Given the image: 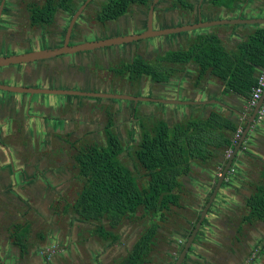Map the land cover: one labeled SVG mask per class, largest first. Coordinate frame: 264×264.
Masks as SVG:
<instances>
[{
    "label": "crops",
    "instance_id": "1",
    "mask_svg": "<svg viewBox=\"0 0 264 264\" xmlns=\"http://www.w3.org/2000/svg\"><path fill=\"white\" fill-rule=\"evenodd\" d=\"M39 1H42V4L45 2V0ZM71 1L72 8L78 9L86 0ZM107 1L91 0L89 2L75 21L71 44L137 34L145 29L148 10L147 7L137 5L131 6L125 15L116 20L104 23L96 21L97 14ZM174 1L159 0L157 2L153 16L155 30L197 23L199 6L203 22L238 17L264 18V0H236L231 10L224 7H212L207 0H187L194 5L192 13L173 7ZM27 4L25 2V11H22L19 7L22 5L21 0H5L2 9L4 16L9 15V18L15 22L21 17L27 19L28 37H31L32 31L37 33L33 42L27 44V52L52 49L61 45L74 13L70 14L59 9L54 15L52 24L33 29L28 23L30 15ZM107 27H111V30L106 31ZM258 27H264V25H219L156 37L157 41L153 43L156 47L153 58L167 51L185 49L197 36L210 33L217 34L226 49L233 50ZM162 47L163 50L160 51ZM127 50H129L128 45H122L115 49L102 48L27 64V79H29L27 86L100 92L105 89L101 88L100 84L113 86L112 79L105 84L100 82L98 76H93L92 72H96L97 67L101 66L109 70L113 66H110L112 58H116L119 52H127ZM14 68L13 75L0 77V82L20 86L21 82L16 80L23 76V69ZM178 69L181 72L175 74L167 83H155L149 80L148 84L143 85L147 90L156 91L155 97L158 99H178L191 104L160 105L158 103L159 105L154 109L148 108L147 105H140L142 118L151 116L153 113L149 115L147 113L152 110L162 116L159 119L173 125L193 118H206L211 112H218L231 122L244 126L243 130L248 126V118L253 111L249 99L233 92L224 93L223 83L209 73L198 87H194L196 72L193 63L178 66ZM259 71L260 69L255 76ZM0 98H3L0 101V123L2 118H5L4 123H9L12 120L21 121L24 116L27 118V129L35 132L41 140L49 141L39 142L37 146L33 144L28 146L35 150L34 160L30 165L24 161L28 148L24 141L22 143L20 140L16 141L17 143L9 146L7 150L0 147V151L4 150L6 153L5 159L0 157V166L8 167L0 173V188L8 184L7 189L13 190L16 193L15 196L21 197L11 198L13 203H10L9 196L5 194L0 196V264H123L145 227L143 221H125L114 230L107 227L106 230L113 232L115 236V240H111L96 236L95 224L79 219L72 213L70 207L27 208V194L40 196L41 199L46 195L45 191L35 188V181L42 184L44 190L51 188L52 192L57 193L53 191L58 186L55 185L58 182L57 178L67 175V173L62 174L65 172L64 169L48 170L45 167L47 161L43 159V156L54 161L59 154L58 148H62L66 154L69 152L65 145L60 147L51 142L52 134H61L73 129H77V131L74 130L77 134L85 130L89 132L90 125L94 126L89 118L93 117L95 112H90L86 106L88 103H95L96 100L68 99L69 97L46 94H15L4 91H0ZM80 103L83 106H80ZM122 108H125V104L120 103L118 111L120 115L127 110L125 108L121 113ZM61 111L64 112L63 116L58 117ZM66 112L68 116L64 115ZM165 114L168 119H165ZM81 117L85 120L82 121ZM138 123H140L139 119ZM131 124L135 125L134 122ZM13 147L20 148L21 164H18L20 161L15 157ZM59 155L64 158L61 153ZM9 158H11L10 162ZM9 163H12V166ZM224 163L225 156L222 152L217 153L209 166L192 163L193 173L182 178L184 185L182 193L185 189L189 191L195 198L194 202H197L196 207H173L168 221L158 229L151 251L137 264H175L204 208L200 206L203 201L205 204L206 199L208 200L211 195L214 189L212 185L222 169L218 170L222 165L224 166ZM232 166L235 169L234 174L228 181H223L182 264H264V221L257 220L251 223L243 221L246 215L245 200L255 193L256 187L264 185V120L258 124L252 123ZM4 175L5 177L2 178ZM37 175L39 178L35 180ZM17 200L18 202L15 203ZM27 210H30L28 216ZM30 212L34 213L35 218L30 217ZM27 220L31 227L28 248L26 240V248L21 250L11 234L16 225Z\"/></svg>",
    "mask_w": 264,
    "mask_h": 264
},
{
    "label": "trees",
    "instance_id": "2",
    "mask_svg": "<svg viewBox=\"0 0 264 264\" xmlns=\"http://www.w3.org/2000/svg\"><path fill=\"white\" fill-rule=\"evenodd\" d=\"M212 7L234 8L236 0H207ZM149 0H108L96 16L107 22L125 15L131 6L147 7ZM71 0H45L42 6L28 7L29 25L45 27L53 23L57 10L76 12ZM173 7L192 13L194 5L187 0H175ZM193 63L196 77L194 87L209 73L219 79L224 93H236L250 98L256 84V72L264 67V27H258L233 50L223 45L217 34H201L185 49L167 51L148 61L136 56L117 68V75L128 80L146 77L155 83H167L181 72L178 66ZM104 130V145H84L74 155L76 180L80 190L68 201V195L59 198L58 204L70 207L83 221L95 224L94 234L103 239L115 240L113 232L125 221L144 222L131 252L123 264H137L151 251L154 238L162 224L168 221L173 207H181L182 178L193 173L192 163L209 166L218 152L225 156L237 142L235 134L244 126L231 122L218 112L206 118L189 119L169 125L162 119L150 124L140 121V139L135 146H124L114 132L113 116L108 112ZM130 160L131 167L122 162V155ZM226 163V159H225ZM224 163V165H225ZM223 165L219 168L223 169ZM248 223L264 221V185L245 200ZM16 245L25 250L30 237V223L24 222L12 229Z\"/></svg>",
    "mask_w": 264,
    "mask_h": 264
},
{
    "label": "rangeland",
    "instance_id": "3",
    "mask_svg": "<svg viewBox=\"0 0 264 264\" xmlns=\"http://www.w3.org/2000/svg\"><path fill=\"white\" fill-rule=\"evenodd\" d=\"M1 1V0H0ZM22 1V5H19L20 10L25 11L24 10V6H25V2L29 4V2H33L34 4H42V1L39 0H21ZM3 11V10H2ZM3 12L1 13L0 16V56H9L12 54H22L27 52V44L29 42H33V38L35 37V32H31L32 34L30 35L31 37H28L29 35H27V19H23L22 17L20 18V20H17L16 22L13 21V19L9 18V15L4 16ZM111 27H107L106 31H110ZM154 39V40H153ZM152 40H144V41H140L139 43L136 42L135 46L134 44H132L131 46H129V50H127V52H119V54L117 55L116 58H112V63H110V75L113 77L112 78V84L113 86H105L103 84H100L101 88H105L102 89L99 93H108V94H120V95H129V96H134V97H150V98H157L155 97L156 91H153L151 89H146L145 85L143 84H148L146 77H142L143 81L142 84L139 85V83H134V86L130 85V82L128 83V81L126 80L125 77L122 78H118L117 76L114 77V75H112V73L116 74V70L117 67H121V64H117L118 59L121 61H124L125 63L127 61L131 60V56H133L134 54H137L138 56H142L147 60H150L153 58V56L155 55L154 52L156 51V47L155 45H153V43L155 44L157 39L153 38ZM153 45V46H152ZM165 48V47H164ZM163 50V47L160 51ZM20 51V53L18 52ZM12 68H7V69H12V71L15 72V68H13L14 66H11ZM19 69H23L22 74L23 76L19 79H17L16 81L19 80V82H21L22 87H29V88H37V87H30L27 86V82L29 81V79H27V64L24 65H19L18 67ZM25 70V71H24ZM115 71V72H114ZM112 72V73H111ZM21 74V75H22ZM99 78L103 79L104 81H107L108 78H105L103 76V74H100ZM125 78V79H124ZM2 80V79H1ZM110 81H107L105 84H108ZM150 82V81H149ZM0 84H5L0 82ZM8 85V84H5ZM10 86V85H8ZM13 86V85H11ZM142 86V88L140 87ZM147 86V85H146ZM99 87V88H100ZM152 87V86H151ZM150 87V88H151ZM59 90H68V89H59ZM167 91V90H166ZM90 92H96L97 91H90ZM43 95V94H41ZM57 96H62V95H57ZM64 97H69L68 99H76V97L73 96H65ZM3 99V98H2ZM0 98V101L2 100ZM79 99H86V97H79ZM94 100H98L101 104H105V105H109L111 110H120V103L121 104H126V103H131L129 101H122V100H114V99H103V98H96ZM103 101V102H101ZM112 101V102H111ZM84 103V102H83ZM94 103V102H93ZM119 103V104H118ZM139 105H147L148 108L150 109H154L157 105H159L158 103H153V102H139ZM162 105V104H160ZM163 107V106H161ZM63 111L58 113V117H61V115L63 116ZM122 113V112H121ZM150 113H153L151 116H148L147 118H139V120H143V121H149V122H153L159 118H162L161 115H159V113H156V111L150 110L149 113H147V115H149ZM65 116H68L67 112L64 114ZM123 114H121L120 116H117L115 122L117 125V129H115V131L120 134L122 140L124 141V144H128V143H132V144H136L139 142L140 139V129L138 127V123H135V125H130V122L128 121V119L130 120V117L128 118H118L121 117ZM162 115H164V113H162ZM137 116V114H136ZM165 119H168L167 115L165 114ZM81 120L84 121L85 118L81 117ZM90 122L94 124V126L89 127L88 130H90L89 132L87 131H81V133L78 134L79 137H82L81 139H85L88 140L89 142L92 141H98V142H102L103 137H102V127L104 126L103 123L105 121V116L104 114H99L98 112L95 113V115L89 118ZM169 121V120H168ZM20 126V121L15 122L14 125H11V129L16 130L18 129ZM22 127V126H20ZM77 129H73V131ZM29 130H27V132H29ZM128 132H130V137L128 136ZM3 134H5V131L0 132V137L3 136ZM23 136V135H22ZM34 138H36L35 136H33ZM75 137V136H74ZM74 137L72 136L71 139H74ZM26 139V141L24 140V142L27 144V135L24 137ZM129 138V139H128ZM18 142V139H17ZM16 141H14V143H17ZM20 143H22V141L20 140ZM28 147V146H27ZM14 150V155L15 157L18 159V164H21L22 162V155H20V148H16L13 147ZM35 150H33V148L28 147L27 148V154H26V160H24L26 163L30 164L33 160H34V155L33 152ZM73 150H71L70 155L73 154ZM6 153L3 151H0V156L1 157H5ZM6 158V157H5ZM122 162L131 167V162L130 160L125 156V154L122 155L121 157ZM65 162L66 166L69 169V174H67V178L66 177H60L57 178L58 182L55 185H58L57 187L54 188V191L61 192L63 191V193H67L68 195V201H70L72 198H74V192L80 190L81 188V184L74 179L77 170L75 168H72V164L73 161L71 159V157H67L65 158ZM3 167L0 166V173L2 172ZM4 176H2V178H4ZM57 179H55L57 181ZM218 179V175L216 177V181L213 183L212 188H214L216 182ZM53 182V181H51ZM47 183H49L47 181ZM9 185L5 184L0 188V196L2 195H6L9 196V200L10 203L12 202L13 197L19 199L21 197L15 196L16 193L13 190H8L7 187ZM41 186H43L42 184L40 186H37L39 190L41 191H45L46 195L42 196V199L40 198V196H29L27 194V208L31 209V207H50V205L52 204V202L54 201L53 198L55 196V194L53 195L54 192H52V189H43V187L41 188ZM5 189V190H4ZM50 190V191H49ZM189 191H185L182 193V198H181V207H196L197 202L195 201V198L193 196H191L190 192L189 194L187 193ZM52 194V195H51ZM51 195V197H50ZM205 199V197H204ZM21 200V199H20ZM53 200V201H52ZM23 201V199H22ZM208 200L206 199V202ZM18 200L15 202L17 203ZM206 204V203H205ZM204 201L201 204L200 207H204ZM30 210H27V216H28V212ZM32 215V216H31ZM30 217L35 218L34 213L30 212Z\"/></svg>",
    "mask_w": 264,
    "mask_h": 264
},
{
    "label": "water",
    "instance_id": "4",
    "mask_svg": "<svg viewBox=\"0 0 264 264\" xmlns=\"http://www.w3.org/2000/svg\"><path fill=\"white\" fill-rule=\"evenodd\" d=\"M91 0H86L73 14L67 33L65 36L64 44L60 48L56 49H41V50H35L31 52H26L22 54H16L11 56H0V68L3 67H9L13 65H23V64H29L34 62L43 61L46 59L58 57L61 55H70V54H76L80 52H87V51H94L101 48L111 47V46H119V45H125L133 42H138L140 40H146L150 38L155 37H161L166 35H173V34H179L184 32H191L199 29H205L210 28L213 26H219V25H235V24H250V25H264V18L263 19H244L241 17H238L237 19H226V20H215L210 22H203L201 21V8L198 7V15H199V21L194 24H189L186 26H177L172 28H166V29H153V14L155 5L159 0H153L151 5L149 6L148 10V16H147V22H146V29L142 33L135 34V35H127L123 37L118 38H112V39H105L101 41H93V42H86L81 44H75L70 45L69 39L70 35L73 29V26L75 24V21L79 17V15L83 12L85 7L89 4ZM5 0H1L0 2V16L2 13V9L4 6ZM0 91L4 92H10L15 94H46V95H69V96H86L91 98H108V99H114V100H130L135 103L141 101V102H153V103H160V104H179V105H188L191 104L190 102L180 101L178 99H155V98H145V97H134L129 95H120V94H108V93H96V92H79V91H69V90H59V89H48V88H29V87H22V86H8L5 84H0ZM264 102V93L261 97V99L256 103L255 107L253 108L252 114L250 118H248V126L242 131L241 136L235 147L232 149V153L230 154V157L226 160V163L221 171V173L218 175L217 182L214 186V189L211 193V195L208 198V201L204 205V208L202 209L199 218L194 225L190 235L187 237L183 248L177 257V260L175 264H182L186 254L188 253L201 225L202 222L211 207L221 185L223 184L224 178L226 177V174L229 170V168L232 166L233 160L236 157L237 152L241 149L243 142L245 140L246 133L252 123L255 121L257 111L261 107V105Z\"/></svg>",
    "mask_w": 264,
    "mask_h": 264
},
{
    "label": "flooded vegetation",
    "instance_id": "5",
    "mask_svg": "<svg viewBox=\"0 0 264 264\" xmlns=\"http://www.w3.org/2000/svg\"><path fill=\"white\" fill-rule=\"evenodd\" d=\"M152 1L153 0H149V4H148V6H147V10H149V6L151 5V3H152ZM32 5H38V6H42V4L41 5H39V4H34V3H29V4H27L26 6H27V9H28V7H30V6H32ZM156 5H157V3H156ZM156 5H155V7H156ZM154 11H155V9H154ZM147 16H148V13H147ZM153 16H154V14H153ZM120 18V17H119ZM97 21V20H96ZM99 22V21H98ZM146 22H147V19H146ZM29 23V22H28ZM99 23H103V22H99ZM152 25H153V23H152ZM69 26V25H68ZM29 27H31L30 25H29ZM74 27V26H73ZM31 28H36V27H31ZM42 28V27H41ZM67 29H68V27H67ZM145 29H146V27H145ZM145 29L143 30V31H145ZM154 29V28H153ZM36 31V30H35ZM143 31H141L140 33H142ZM72 32H73V29H72ZM72 32H71V35H70V39H71V36H72ZM66 33H67V30L65 31V34H64V37H63V41H62V43H61V45H59V46H57V47H54V48H52V49H56V48H60V47H62L63 46V44H64V40H65V36H66ZM137 34H139V33H137ZM129 35H135V34H129ZM123 36H127V35H122V36H114V37H108V38H105V39H112V38H118V37H123ZM156 38V37H155ZM70 39H69V44L70 45H75V44H71L70 43ZM105 39H100V40H97V41H101V40H105ZM153 38H150V40H152ZM147 40V39H146ZM149 40V39H148ZM140 41H144V40H140ZM140 41H138V43L140 42ZM89 42H93V41H89ZM83 43H86V42H83ZM79 44H81V43H79ZM132 44H134V46H135V44H136V42H133V43H129V44H125V45H128V47L129 46H131ZM120 46H122V45H119V46H111V47H106V48H116V47H120ZM102 49V48H101ZM98 50V49H97ZM31 52V51H30ZM26 53V52H25ZM81 53V52H80ZM21 54V53H20ZM77 54V53H76ZM12 55H16V54H12ZM70 55H74V54H70ZM8 56V55H7ZM9 56H11V55H9ZM61 56H63V55H61ZM136 56H138L137 54H134L133 56H131V60L130 61H132ZM59 57V56H58ZM140 57H142V56H140ZM144 58V57H143ZM145 59V58H144ZM154 58H152V59H150V60H148V61H151V60H153ZM145 60H147V59H145ZM130 61H127L126 63H128V62H130ZM121 64V63H125L124 61H121L120 62V60L117 62V64ZM30 64V63H29ZM24 65V64H23ZM14 67H19V65H13ZM13 67V68H14ZM7 68H12L11 66H9V67H3V68H0V77H2V76H12L13 75V72L14 71H12V69H7ZM117 68H119V67H117ZM97 71L95 72H92L93 73V76H95V77H97L98 76V79L100 80V82H107V81H110L113 77L110 75V69L108 70V69H104V66H101V67H97V69H96ZM118 71V70H117ZM117 71L115 72L116 74H114V73H112V75H114V77H118V78H122V77H125L126 78V80L128 81V83L130 82V85L131 86H134V83H139V85L140 84H142V77L140 78V80H138V81H131V80H128V78H127V75L125 74V76H120V75H117ZM100 74H103V76L105 77V78H108V80L107 81H104L103 79H101V78H99V76H100ZM144 77V76H143ZM124 78V79H125ZM147 80H150V79H148V78H146ZM112 81V80H111ZM151 81V80H150ZM35 89H40V88H35ZM69 91H77V90H69ZM79 92H90V91H79ZM97 93H99V92H97ZM39 95V94H38ZM41 95V94H40ZM63 96V95H62ZM66 96V95H65ZM67 96H69V95H67ZM73 97H76V98H79V96H73ZM82 97H86V96H82ZM145 98H150V97H145ZM86 99H96V98H91V97H86ZM103 99H108V98H103ZM155 99H158V98H155ZM122 101H129V102H131V103H126L125 104V108H127V110H125V108H122L121 109V111L120 112H122V111H124V113H123V115L121 116V118H123V117H126V116H128V117H130V120L128 119V121L130 122V125H132L131 123H138V119L139 118H142L141 117V115H140V108H139V102H141V101H139V102H137V103H135V102H133V101H130V100H122ZM101 102H103V101H101ZM81 105L80 106H83V104L82 103H80ZM122 107H123V105H122ZM86 109L87 110H89L90 112H98L99 114H104V116H105V121H104V123H103V127H102V137H103V140H102V142H98V141H92V142H89L88 140H85V139H81L82 137H79L78 136V134H77V132L75 133V131H67V132H63V133H53L52 134V137H51V142L52 143H56V144H58V145H60V147L62 146V145H65L66 147H68V149H69V152L66 154V152H64V150H62V148H58V153L60 154H62L63 156H64V158L65 157H71V159H72V161H73V164H72V168H75L76 169V166H75V161H74V155H75V153H76V149H78L79 147H81V146H84V145H92V144H97V145H104L105 144V142H106V139H105V134H104V130H105V127H106V124H107V120H108V112H110V113H112V116H113V130H114V132L117 134V136L121 139V141L123 142V144H124V141L122 140V138H121V136H120V134H118L116 131H115V129H117V125H116V122H115V120H116V118H117V116L119 115L120 116V113L118 112V110H111V108H110V106L109 105H105V104H101L98 100L97 101H95V103H88L87 104V106H86ZM124 109V110H123ZM127 113H129V114H127ZM136 114H137V116H136ZM152 115V114H151ZM127 117V118H128ZM1 118V117H0ZM144 118H147V117H144ZM27 118L25 117L24 118V116H23V118L21 119V121H20V126H22V127H20L19 126V128L18 129H16V130H13V129H11V125H14V123H15V121L14 120H12V121H9V123L7 122V123H4L5 122V118H2L1 119V123H0V132L2 131V129H3V131H5V134H3V136L2 137H0V147H2L4 150H7V148L9 147V146H11L12 144H16V143H14V141H17V139L18 140H21V141H26V139L24 138L26 135H27V146H30V145H32L33 144V146H37V145H39V142L41 143V142H47L48 141V139H43V140H41V138L40 137H37L36 136V134H35V132H33L32 130H30L29 132H27V120H26ZM139 122H140V120H139ZM146 123H148V124H150L151 122H149V121H145ZM138 127H139V129H140V123H138ZM86 131V130H85ZM77 134V135H76ZM23 135V136H22ZM33 136H35L36 138H34ZM74 137V139H71V137ZM128 136L130 137V132H128ZM129 139V138H128ZM49 142V141H48ZM137 144V143H136ZM136 144H132V143H128V144H124V146H135ZM1 148V149H2ZM3 150V151H4ZM71 150H73L74 152H73V154L72 155H70V152H71ZM67 151V150H66ZM5 152V151H4ZM58 154V157H57V159L56 160H54V161H51V160H49L47 157H44L43 156V159L44 160H46L47 161V163L45 164V167L48 169V170H50L51 168L52 169H59V170H61V169H64V173H62L63 175H66V173L67 174H69V169H68V167L66 166V163L67 162H65V159L64 158H62V157H60V155ZM66 154V155H65ZM1 157V156H0ZM11 157V156H10ZM1 158H3V159H5L4 157H1ZM11 161V158H9V162ZM11 166H12V163H9ZM27 165H30V164H28L27 163ZM8 167H4L3 169H7ZM77 170V169H76ZM39 175V174H38ZM38 175H37V178L35 179V180H38ZM76 175H77V172H76ZM76 175H75V177H74V179L76 180ZM36 176V175H35ZM61 177H66V176H61ZM32 178H35V177H32ZM34 186H35V188L37 187V186H40V184H39V182H37V181H35L34 182ZM41 188H42V186H41ZM54 191V190H53ZM55 194V196H54V198H53V202H52V204L50 205V207H63L64 205H65V203L63 202V200L61 201V203L60 204H58V201H59V198L61 199V197H64L65 196V193H63V191H61V192H58V193H53V195ZM52 195V194H51ZM51 195H50V197H51ZM28 218V217H27Z\"/></svg>",
    "mask_w": 264,
    "mask_h": 264
},
{
    "label": "built area",
    "instance_id": "6",
    "mask_svg": "<svg viewBox=\"0 0 264 264\" xmlns=\"http://www.w3.org/2000/svg\"><path fill=\"white\" fill-rule=\"evenodd\" d=\"M264 93V67L260 69L258 75L256 76V84L252 88L249 98V104L251 108H254L256 103L261 99L262 95ZM264 120V104L261 105L259 110L257 111L255 121L257 124L261 123ZM242 131L238 130L235 134V140L238 141L240 139ZM232 153V150H229L225 154V159L227 160L230 157V154ZM222 171V170H221ZM221 171L218 173V175L221 173ZM235 172V169L233 166H231L226 174V177L224 178V181H228L229 177H231Z\"/></svg>",
    "mask_w": 264,
    "mask_h": 264
}]
</instances>
